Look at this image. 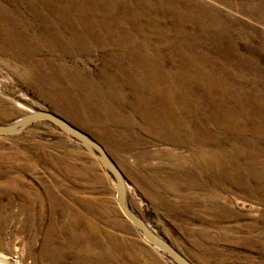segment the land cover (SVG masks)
<instances>
[{
  "label": "bare ground",
  "instance_id": "obj_1",
  "mask_svg": "<svg viewBox=\"0 0 264 264\" xmlns=\"http://www.w3.org/2000/svg\"><path fill=\"white\" fill-rule=\"evenodd\" d=\"M218 2L240 7L264 25V10L253 13L242 0ZM221 9L210 0H0V47L75 57L103 52L116 71L98 73L96 81L84 68L72 73L69 66L71 73H65L61 62L60 78L48 73L39 82L50 86L44 89L48 101L71 115L82 112L80 122L115 150L140 148L142 158L180 165L158 166L152 175L185 171L198 184L209 182L214 192L233 190L264 205V131L247 111L240 88H234L243 77H261L263 68L253 57H241L226 31L233 28L230 17ZM185 22L192 25L189 33ZM14 33L31 37L16 43L8 37ZM257 102L264 105L262 99ZM263 114L256 112L262 121ZM143 133L174 150H148L150 140ZM4 163L0 159V248L4 227L19 222L15 233L25 236L22 259L32 258L30 264L114 263L111 248L85 235L95 229L90 214L75 206L77 196L68 195L73 203L63 202L58 217L53 208L43 207L49 198L38 197L33 204L29 183L4 171ZM245 231L249 237L259 234L256 226ZM253 247L264 249V242Z\"/></svg>",
  "mask_w": 264,
  "mask_h": 264
},
{
  "label": "rangeland",
  "instance_id": "obj_2",
  "mask_svg": "<svg viewBox=\"0 0 264 264\" xmlns=\"http://www.w3.org/2000/svg\"><path fill=\"white\" fill-rule=\"evenodd\" d=\"M210 1L222 8L221 14L226 13L230 17L229 25L233 28L226 31L243 55L241 57L251 56L254 64L263 68L261 77L254 81L243 77L234 82V88L242 89L239 92L243 99L246 98L247 111L255 115L261 124L260 129L264 131V121L256 115V112H264V105L257 102V99L264 101V25L246 15L240 7L232 9L218 0ZM243 1L253 13L261 14L264 10V0ZM121 18L125 19L123 16L118 19ZM182 19L191 20V17ZM184 26L185 32L192 30L191 24L185 22ZM203 30L200 28V31ZM14 34L8 37L18 39L16 43L20 42V38L26 40L31 37L26 33ZM22 47L20 50L0 47V124L11 123L36 109L60 115L104 148L124 175L128 204L132 210L190 261L195 264H264V249L253 247H262L264 242V205L258 200L255 202L253 198L233 190L214 192L209 182L200 179L198 184L195 176L185 171L176 176L160 175V181L158 175H152L153 169L170 164L179 167L178 162L142 158L139 156L140 148L115 150L80 122L82 112L71 115L48 101L44 89L50 86L47 82L42 85L39 82L48 77V73L60 78L62 63L65 73H71V70L75 73V69L84 68L96 81L99 80L98 73L116 71L115 65L105 61L103 52H84L75 57L60 51L53 53ZM235 65L239 63L235 62ZM137 131L139 133L140 129ZM142 136L150 140L148 150H174L144 133ZM0 159L5 162L4 171L16 174L29 183L32 203H38V197L49 198L43 207L53 208L54 212L57 211L55 214L59 213L58 217L63 202L73 203L68 195L77 196L74 198L75 206L90 214L91 225L95 229L85 235L94 239L98 237L105 243L104 247L111 248L113 264H175L164 252L153 247L122 214L117 203L116 187L99 161L52 122L40 119L19 133L0 134ZM187 167L192 166L189 164L183 169ZM57 219L61 223L62 218ZM6 226L7 235L2 240L4 247L0 248V260H5V264H30L32 258L22 259L25 236L21 232L18 235L15 233L21 229L19 222ZM251 226H256V233L259 234L249 237L250 233L245 228ZM14 243L16 249L12 247ZM30 252L32 255V249Z\"/></svg>",
  "mask_w": 264,
  "mask_h": 264
},
{
  "label": "water",
  "instance_id": "obj_3",
  "mask_svg": "<svg viewBox=\"0 0 264 264\" xmlns=\"http://www.w3.org/2000/svg\"><path fill=\"white\" fill-rule=\"evenodd\" d=\"M40 119L55 124L70 138L79 142L99 161L116 187L117 203L122 214L138 229L151 245L164 252L175 264H195L178 251L166 238L152 229L138 213L132 210L128 204L127 183L121 169L98 142L84 131L72 125L69 121L52 111L36 109L11 123L0 124V134L11 135L19 133L32 122Z\"/></svg>",
  "mask_w": 264,
  "mask_h": 264
},
{
  "label": "crops",
  "instance_id": "obj_4",
  "mask_svg": "<svg viewBox=\"0 0 264 264\" xmlns=\"http://www.w3.org/2000/svg\"><path fill=\"white\" fill-rule=\"evenodd\" d=\"M151 247V246H150ZM154 247V246H153Z\"/></svg>",
  "mask_w": 264,
  "mask_h": 264
}]
</instances>
